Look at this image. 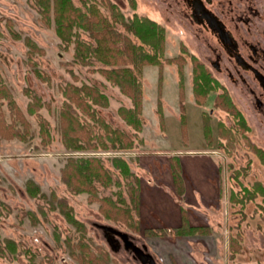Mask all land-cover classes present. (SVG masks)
Segmentation results:
<instances>
[{
	"label": "rangeland",
	"instance_id": "obj_1",
	"mask_svg": "<svg viewBox=\"0 0 264 264\" xmlns=\"http://www.w3.org/2000/svg\"><path fill=\"white\" fill-rule=\"evenodd\" d=\"M73 1L83 6V0ZM96 2L110 19V3H115L125 18L147 16L165 29L164 52L159 56L162 65L141 66L138 126L135 121L129 123L120 111L121 107H133V99L100 70L114 65L95 59L90 64L76 60L74 43L67 44L57 34L53 3L45 15L36 0H0V245L4 247L0 264H86L80 257L87 252L77 246L81 240L93 255L107 253L109 264H264V195L259 193L245 204L230 200L232 192L243 193L242 185L251 189L257 181L264 185V163L255 150L264 149V117L245 110L233 89L231 94L250 124L248 131L214 105L215 91L205 103L196 101L193 57L201 56L204 48L195 36L198 26L189 16L185 0L88 3ZM116 27L132 43L142 45L121 20ZM12 30L20 37L15 38ZM75 30L83 39L94 41L91 30ZM145 48L151 50L148 45ZM124 51L126 58L129 54ZM120 65L137 73L133 63ZM69 85H96L108 99L107 106L93 105L94 116L81 113L75 105L87 133L80 134L77 129L70 133L81 137L85 148L67 146L68 141L76 142L65 137L62 126L61 110L70 100L64 91ZM79 94L84 96L85 92ZM206 114L210 136L204 130ZM112 130L124 131L133 147L113 145L109 139L115 137ZM103 142L108 144L106 148ZM188 151L196 153H183ZM181 154L188 184L205 192L206 199L203 202L196 189V199L191 197L187 203L180 196V202L165 188L158 192L159 198L165 199L158 206L172 212L181 203L193 222L207 223L203 225L210 232L178 235L172 228H164L165 232L148 236L144 233L148 227L140 221V199L137 202L141 181L166 174L171 170V158ZM82 156L96 158L112 178L111 183L93 178L94 190L90 192L77 191L75 184L68 183L72 173L71 181L77 182L78 169L72 162ZM114 157L125 159L132 174L117 168ZM241 167L247 173L240 172L238 179L232 177ZM29 181L39 186L36 195L30 193ZM106 197L129 209L131 217L107 218L101 210ZM59 199L68 201L86 231L69 222L59 207L51 209V200ZM146 207L155 204L146 203ZM112 228L127 233L139 246L145 243L155 263H144L132 249L124 247ZM109 236L119 239L120 249L110 245ZM7 239L15 240L17 250H10Z\"/></svg>",
	"mask_w": 264,
	"mask_h": 264
},
{
	"label": "trees",
	"instance_id": "obj_2",
	"mask_svg": "<svg viewBox=\"0 0 264 264\" xmlns=\"http://www.w3.org/2000/svg\"><path fill=\"white\" fill-rule=\"evenodd\" d=\"M88 2L89 0H83V6H77L73 0H36V3L41 6L45 15L49 13L48 10H50V7L53 3L57 34L61 40L67 44L74 43L76 60L82 64H90L95 59L108 65H114L112 68H101L100 70L109 80H111L114 84H117L124 93H127L133 99V107H121L120 111L122 114H124L125 119L129 123L135 121L134 124L138 126L140 125V117L138 114L142 108V89L139 77L141 66L144 64L162 65L159 56L164 52L165 29L158 21L147 16L135 14L133 17L125 18L124 15L116 9L117 6L115 3H110V8L112 11V16L110 19L108 15L103 13L100 7L97 6V2L92 4H89ZM119 20H121L126 29L133 31V33L142 40V45H136L132 43L129 37L123 36L119 31H117L118 27H116V23H118ZM76 28L91 30V36L94 41L90 42L83 39L81 37V33L75 30ZM12 35L15 38L20 37L19 34L14 30H12ZM146 45L151 48L150 51L145 48ZM123 49L127 50L126 52L129 54L126 58L122 56L125 53ZM193 60L195 63L193 70V86L195 97L198 103L203 104L207 101V97L211 91L218 90L219 84L215 81V78L212 76L211 72L205 68L196 55L193 57ZM121 62L125 64L133 63V65L137 68V73L131 67L121 66ZM181 88L183 89L182 79ZM80 91H84L85 95L82 96L79 94V96H77V93ZM64 93L69 97L70 100L64 103V106L61 110L63 130H65V137H67L68 140H70V138L71 140H76V142L68 141L67 146L77 149L85 148V141L82 140L81 137L72 135L70 133L72 131L75 132L76 130L74 129L79 130L80 134L82 132L84 133L85 131V133H87L86 125L80 122V120L84 118L81 116L78 110H76L75 105H77L79 110L82 111L81 113L86 115L92 114L94 116L96 112L92 108L94 107L93 105L99 104L102 106H107V96L96 85H83L80 88L74 85H69L65 89ZM181 98H183L182 92ZM214 105L232 114L236 119V124L241 127V129L245 131L250 129L248 121L238 110V108H236L231 96L227 91L216 94ZM34 109L35 107L31 106V111ZM182 110V121L183 125H185V112L183 106ZM95 118L98 119L99 117ZM221 127L226 129L223 123H221ZM204 130L206 136H210L211 131L208 114L204 116ZM110 132L115 133V137H109L113 145L117 146L119 143L118 146L120 148L133 147L132 139H130L124 131L120 132L119 130H112ZM98 137L100 138L99 135ZM102 145L106 148L108 144L103 142ZM255 150L264 163V149L257 147ZM72 163L75 164L76 168L78 169V180L76 183L71 181L70 176H75L72 173L67 179V182L73 185L75 184L77 191L89 190L90 192L94 190L92 185L93 178H95L94 180H103V182L106 184L111 183L112 178L103 168V166L98 163L96 158L82 156L78 158L76 162ZM113 163L117 168H120L124 174H132L127 161L122 157H114ZM170 166L175 191L179 196H183L185 193V181L183 177L181 157L179 155H174L171 158ZM240 172L246 174L247 169L245 167H241L231 176L235 179H238ZM29 183L30 193L32 195H36L40 192L38 185H36L33 181H29ZM242 186L243 193L241 195L232 192L230 196V200L232 202H241L245 204L248 200L254 199L259 193L264 195V185L259 181L254 184L253 189L245 185ZM139 199L140 198L138 194L137 202ZM57 202L58 205H56ZM57 202L55 200H51V209L59 207L60 212L69 222L75 225L77 229L83 232L86 231L84 223L75 218L73 208L68 204V201L66 199H59ZM101 210L107 218L115 220H122L126 219L127 217H131L129 209L120 207L109 197H106L102 200ZM181 213L182 223L173 229L174 233L178 235H189L195 232H210V228L208 226L191 224L188 220L187 210L183 206L181 207ZM131 226L133 228V224H131ZM134 228L135 230H139V227L136 225H134ZM159 232H165V229L162 227H148L144 231V233H146L148 236L157 235ZM6 241L11 251L17 250L14 239H7ZM77 246L81 248L82 251L87 252L85 255L80 257V259L86 264H109L107 253H102L101 256L93 255L92 252H88L89 247L87 243L82 240L79 241ZM3 251L4 247L0 245V252Z\"/></svg>",
	"mask_w": 264,
	"mask_h": 264
},
{
	"label": "flooded vegetation",
	"instance_id": "obj_3",
	"mask_svg": "<svg viewBox=\"0 0 264 264\" xmlns=\"http://www.w3.org/2000/svg\"><path fill=\"white\" fill-rule=\"evenodd\" d=\"M185 1L189 16L198 26L195 36L204 48L201 56H196L218 82L216 94L227 91L246 118L231 94L233 89L245 110L264 117V0ZM114 234L125 247V239ZM113 243L120 249L117 237ZM140 247L149 253L145 243Z\"/></svg>",
	"mask_w": 264,
	"mask_h": 264
},
{
	"label": "crops",
	"instance_id": "obj_4",
	"mask_svg": "<svg viewBox=\"0 0 264 264\" xmlns=\"http://www.w3.org/2000/svg\"><path fill=\"white\" fill-rule=\"evenodd\" d=\"M183 153H196L192 151L188 152H183ZM207 153V152H203ZM181 160H182V167H183V177L185 181V193L182 196L184 201L189 203L191 201V197L196 199L195 194L193 193V190L196 191L197 188H192L188 184V178H187V171L184 167V162H183V157L182 154L180 155ZM217 166V165H216ZM171 169V167H170ZM157 180V183H154L153 180ZM144 187V188H143ZM167 188L169 191V195L173 198H179V201L181 202L182 197H180L176 191H175V186H174V181L172 177L171 170L166 172V174H159L158 176H151L149 178L143 179L141 181L140 185V221L145 225V227H150V228H172L174 229L175 227H178L182 223V213H181V203H177V210L175 211H169L165 207H159L158 203L164 199V198H159V193L160 190L163 191V189ZM197 194L198 197L204 202L206 199L204 197L205 192L198 190L197 189ZM159 192V193H158ZM220 192V186L218 185V193ZM217 193V194H218ZM181 198V199H180ZM190 199V200H189ZM165 200V199H164ZM171 200V199H170ZM172 201V200H171ZM146 203H152L155 204V207L153 208H147ZM173 203V201H172ZM189 221L191 224H207V223H196L193 222L191 219V215L189 211H187Z\"/></svg>",
	"mask_w": 264,
	"mask_h": 264
},
{
	"label": "water",
	"instance_id": "obj_5",
	"mask_svg": "<svg viewBox=\"0 0 264 264\" xmlns=\"http://www.w3.org/2000/svg\"><path fill=\"white\" fill-rule=\"evenodd\" d=\"M114 233H118L120 234L124 239H125V242H126V245L125 247L127 249H132V251L135 253V255H137L139 258H141V260L143 262H147L149 261L150 263H155V260H154V257L152 256V254L150 253H147L143 250V248H141L139 245L135 244L133 241L129 240L127 238V233L121 231V230H118V229H114L112 228L111 229ZM116 239V238H115ZM113 238L109 236V243L110 245L114 248V249H118L117 247L114 246V243H113Z\"/></svg>",
	"mask_w": 264,
	"mask_h": 264
}]
</instances>
